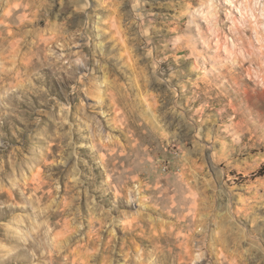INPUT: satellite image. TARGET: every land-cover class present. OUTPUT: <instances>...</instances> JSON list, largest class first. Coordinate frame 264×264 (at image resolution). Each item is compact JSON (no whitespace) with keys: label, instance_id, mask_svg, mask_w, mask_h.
Returning a JSON list of instances; mask_svg holds the SVG:
<instances>
[{"label":"rangeland","instance_id":"obj_1","mask_svg":"<svg viewBox=\"0 0 264 264\" xmlns=\"http://www.w3.org/2000/svg\"><path fill=\"white\" fill-rule=\"evenodd\" d=\"M0 264H264V0H0Z\"/></svg>","mask_w":264,"mask_h":264},{"label":"bare ground","instance_id":"obj_2","mask_svg":"<svg viewBox=\"0 0 264 264\" xmlns=\"http://www.w3.org/2000/svg\"><path fill=\"white\" fill-rule=\"evenodd\" d=\"M41 20H43V19H41ZM41 20H39V21L37 22V24L40 25V24L42 23ZM24 21H25V20H24ZM24 24H26V22H25ZM37 24H36V25H37ZM50 44H51V43H50ZM52 44H53V43H52ZM53 45L55 46V43H54ZM52 47H53V46H52ZM41 51L43 52V51H44V48L41 49ZM46 54H47V53H46ZM112 103H113V105H115V106H118L119 104H121V102H120L119 100H117V99H114V100L112 101ZM116 113L119 114V110H118V108L116 109ZM151 118H152V117H151ZM151 121H152V120H151ZM124 122H125V121H124ZM130 122H131V121H130ZM133 123H134V122H133ZM133 123H132V124H133ZM141 123H142V122H141ZM152 123H154V122L152 121ZM152 123H151V124H152ZM144 124H146V123H144ZM144 124H143V125H144ZM130 126H132V125H130ZM136 126H137V124H136ZM141 126H142V125H141ZM144 126H145V125H144ZM137 127H139V124H138ZM137 127H136V129H138ZM134 128H135V127H134ZM125 130H126V129H125ZM141 130H142V129H141ZM149 133H150V132H149ZM137 134H138V133H137ZM141 137H142V136H141ZM148 146H149V145H148Z\"/></svg>","mask_w":264,"mask_h":264}]
</instances>
